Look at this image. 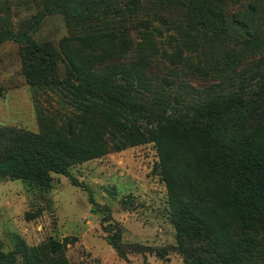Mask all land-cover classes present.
<instances>
[{"label": "trees", "instance_id": "16d2710c", "mask_svg": "<svg viewBox=\"0 0 264 264\" xmlns=\"http://www.w3.org/2000/svg\"><path fill=\"white\" fill-rule=\"evenodd\" d=\"M37 2L27 25L0 17V44L20 45L35 92L69 93L78 113L60 132L0 127V180L48 190L53 175H63L80 186L72 167L111 148L153 144L176 245H124L120 227L109 224L118 256L150 250L162 259L178 252L184 264H264V0ZM54 14L69 30L60 50L33 37ZM133 33L176 81L153 73L145 56L97 66V51L127 59ZM190 80L208 85L199 92ZM71 243L50 240L41 251L21 240L5 253L0 242V264H19V255L23 264H68L62 253Z\"/></svg>", "mask_w": 264, "mask_h": 264}, {"label": "rangeland", "instance_id": "374dc122", "mask_svg": "<svg viewBox=\"0 0 264 264\" xmlns=\"http://www.w3.org/2000/svg\"><path fill=\"white\" fill-rule=\"evenodd\" d=\"M39 11L37 0H0V17L10 14L17 28L34 20ZM139 35L130 36L133 52L125 60L124 56L94 52L100 59L97 66L136 63L145 56L153 73L176 81L161 65L154 47L142 46ZM68 36L62 14L46 16L33 33L36 41L52 42L59 50ZM156 40L166 43V39ZM189 84L199 92L208 85L194 80ZM68 94L50 89L35 92L23 75L20 45L14 41L0 44V127L33 133L60 132L78 113ZM158 163L154 145L143 144L123 151L111 148L100 158L72 167L71 173L80 186H74L63 175H53L48 190L27 182L0 180V242L4 252L15 250L21 240L30 249L44 251L50 240L63 243L74 239L62 253L68 264H184L178 252L162 259L146 250L131 252L128 260L121 259L107 241L105 227L111 224L120 227L124 245L139 244L152 251L176 245L175 228L167 210L168 190ZM18 260L23 264L21 255Z\"/></svg>", "mask_w": 264, "mask_h": 264}]
</instances>
